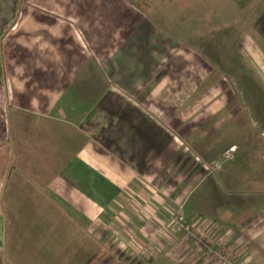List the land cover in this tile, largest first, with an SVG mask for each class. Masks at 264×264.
<instances>
[{
  "label": "crops",
  "instance_id": "obj_1",
  "mask_svg": "<svg viewBox=\"0 0 264 264\" xmlns=\"http://www.w3.org/2000/svg\"><path fill=\"white\" fill-rule=\"evenodd\" d=\"M150 4L0 0V264H216L175 226L179 207L264 264V142L244 114L264 119ZM251 26L240 61L264 75V12ZM231 145L233 162L259 161L222 173L227 189L214 175Z\"/></svg>",
  "mask_w": 264,
  "mask_h": 264
},
{
  "label": "rangeland",
  "instance_id": "obj_2",
  "mask_svg": "<svg viewBox=\"0 0 264 264\" xmlns=\"http://www.w3.org/2000/svg\"><path fill=\"white\" fill-rule=\"evenodd\" d=\"M150 6H156L157 10L153 11L148 7L150 16L163 22V26L174 33L178 38L187 44H191L200 53L210 55L219 67L230 78L232 74L235 80L240 82L243 95L251 104L255 103L254 111L251 115L258 117L261 115L264 119V75L251 66L247 59L240 61L239 44L243 38L252 35L251 23L261 13L264 12V0H149ZM158 13V14H157ZM219 56V57H213ZM218 72H215L217 75ZM245 129L250 132L259 133L264 142V123L261 126H253L251 116L247 113ZM246 122V120H245ZM225 129L217 128V134ZM230 130V129H227ZM228 137L229 141L236 140L240 143L242 139L234 137V133ZM234 134V135H233ZM221 136V135H220ZM244 140V139H243ZM248 140V139H246ZM258 154L242 156L238 152L236 161L241 163L235 165L233 160L223 161V169H218L214 177L218 180V184L227 187L226 181H221V174L225 175L235 172L238 169H247L249 160L259 161ZM222 161V156L219 159ZM240 168L233 169V167ZM258 166V165H257ZM222 171V172H221ZM243 185H240L242 187ZM238 188V187H237ZM177 211V210H176ZM175 211V213H176ZM183 231V230H182ZM188 239H192L188 232H185ZM196 244V239L193 240ZM119 251V254H123ZM120 261L119 259H117ZM144 264H184L173 259L157 256L151 260H145Z\"/></svg>",
  "mask_w": 264,
  "mask_h": 264
},
{
  "label": "built area",
  "instance_id": "obj_3",
  "mask_svg": "<svg viewBox=\"0 0 264 264\" xmlns=\"http://www.w3.org/2000/svg\"><path fill=\"white\" fill-rule=\"evenodd\" d=\"M237 145H231L223 152L226 159H234L236 155ZM175 226L179 230L188 232L192 237V240L196 239L197 245L203 250V255L209 258L216 264H240L236 256L235 250L228 247L226 244L219 246H213L210 239L203 235V233L190 222L184 216L182 207H179L176 213H174Z\"/></svg>",
  "mask_w": 264,
  "mask_h": 264
}]
</instances>
